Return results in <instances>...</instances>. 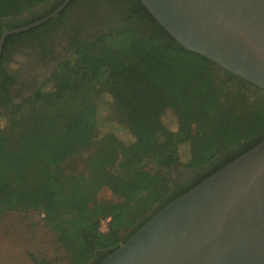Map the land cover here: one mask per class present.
I'll list each match as a JSON object with an SVG mask.
<instances>
[{
	"label": "trees",
	"instance_id": "1",
	"mask_svg": "<svg viewBox=\"0 0 264 264\" xmlns=\"http://www.w3.org/2000/svg\"><path fill=\"white\" fill-rule=\"evenodd\" d=\"M62 1L0 0V19H6L0 35ZM76 1L5 38L3 104L13 82L2 67L9 45L29 43L42 54L53 37L85 27L102 0L74 13ZM105 1L122 20L96 37L72 35L71 53L44 85L0 109V220L9 213L37 215L51 245L28 252L31 264H98L168 202L264 138V90L182 47L139 0ZM103 94L112 97L114 116L131 140L112 129L96 132L95 103ZM165 109L173 111L175 129L163 122ZM184 142L196 160L192 167L208 169L173 192L171 168Z\"/></svg>",
	"mask_w": 264,
	"mask_h": 264
},
{
	"label": "water",
	"instance_id": "2",
	"mask_svg": "<svg viewBox=\"0 0 264 264\" xmlns=\"http://www.w3.org/2000/svg\"><path fill=\"white\" fill-rule=\"evenodd\" d=\"M71 0L26 25L56 17ZM182 47L264 90V0H139ZM98 264H264V138L172 199Z\"/></svg>",
	"mask_w": 264,
	"mask_h": 264
},
{
	"label": "rangeland",
	"instance_id": "3",
	"mask_svg": "<svg viewBox=\"0 0 264 264\" xmlns=\"http://www.w3.org/2000/svg\"><path fill=\"white\" fill-rule=\"evenodd\" d=\"M25 14L22 15L24 17ZM52 45L58 41V38L53 37ZM27 50L29 51V43L21 44V47L15 50L10 57L4 61L3 67L8 71L20 75L21 81H27L23 86L22 93L25 95L23 98L32 95L35 89L42 87L47 80L48 67L42 65H35L33 62L27 66ZM60 55H65L64 47L60 50ZM29 70L31 72H29ZM50 85L45 86L48 89ZM15 100L18 101L21 95H15ZM112 97L109 94H103L96 99V122L98 126L96 132L101 134L107 130L113 132L124 141H129L133 138L132 133L128 128L114 116L112 110ZM163 122L170 128L175 129L177 125L176 117L172 110L165 109L162 116ZM4 124V118L0 117V126ZM178 168H171L170 177L172 174H183L188 167L196 162L190 156V147L188 142H184L179 146ZM191 169L188 172V180L195 177L194 172L197 170ZM196 174V173H195ZM105 222L101 224V230H105ZM45 249H51L49 243V236L45 231L41 220L36 215L22 216L20 213H9L0 220V264H31L28 252L35 253L45 252Z\"/></svg>",
	"mask_w": 264,
	"mask_h": 264
},
{
	"label": "flooded vegetation",
	"instance_id": "4",
	"mask_svg": "<svg viewBox=\"0 0 264 264\" xmlns=\"http://www.w3.org/2000/svg\"><path fill=\"white\" fill-rule=\"evenodd\" d=\"M91 0H78L75 2V7L73 12H79L83 10V7H87V5H91L90 4ZM120 20H122V16L116 11L114 10L111 6H109L105 0H102L101 3L97 4L96 6V10L94 11V14L92 16V19L90 21V23L85 26V27H80L78 29H75L76 32L73 34V32H68L67 34H63L61 35L60 38H58V41L55 42L53 45H51L48 49V51H45L44 53H37L35 51H31V50H27V66H30L33 62H36L35 65H44L48 67V74H47V78L50 76L52 70L54 69V67L57 65V63L59 61H61L62 59L65 58V56L69 53H71L69 50H67V42L68 40H70L71 36L73 35V38L76 40H83V39H89L91 37H96L98 34L102 33L103 31L108 30V28L117 25ZM6 21V19H0V26L2 24V22ZM131 21L134 24H138L139 22L136 20L135 17H133L131 19ZM122 22V21H121ZM67 32V31H66ZM64 36V38H63ZM21 43L20 41H14L12 42L9 47L7 52L5 53V59L4 61L10 57L12 55V53L19 49L21 47ZM60 47V50L62 49V47H64L65 50V55H60L58 48ZM4 61L2 63V67L4 65ZM3 69L5 70L6 73H8L9 75H11L13 77V82L9 84L8 87V99L6 103H2L0 100V109H3L4 107H6L7 105H11L12 103L16 102L14 96L15 95H21V98H23L25 95H23L22 90H23V86L28 85L26 84L27 81H21L20 80V75H17L15 73H12L10 71H8L6 68L3 67ZM29 72H31L29 70ZM249 89L251 91H253L255 88L253 87V85H249L248 86ZM38 88V87H37ZM36 88V89H37ZM35 89V90H36ZM1 97H3V95L0 94ZM20 100V99H19ZM208 167V165H201V166H196V167H190L189 170L196 169L198 168L195 172L194 175L195 177H197V175H199L204 169H208L206 168ZM172 168H178L177 165L175 164ZM188 167H186V170L183 172V174H177V176L172 174L171 177V190L173 192L178 191L180 188H184L188 185V183L192 180H188ZM196 173V174H195ZM194 177V178H195ZM193 178V179H194ZM173 194V193H172Z\"/></svg>",
	"mask_w": 264,
	"mask_h": 264
}]
</instances>
